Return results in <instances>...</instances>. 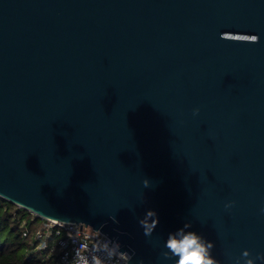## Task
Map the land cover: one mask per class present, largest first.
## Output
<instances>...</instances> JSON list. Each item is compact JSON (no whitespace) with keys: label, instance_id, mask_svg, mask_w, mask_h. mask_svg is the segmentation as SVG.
Here are the masks:
<instances>
[{"label":"water","instance_id":"1","mask_svg":"<svg viewBox=\"0 0 264 264\" xmlns=\"http://www.w3.org/2000/svg\"><path fill=\"white\" fill-rule=\"evenodd\" d=\"M0 196L129 264L186 222L264 252V0H0Z\"/></svg>","mask_w":264,"mask_h":264},{"label":"clouds","instance_id":"2","mask_svg":"<svg viewBox=\"0 0 264 264\" xmlns=\"http://www.w3.org/2000/svg\"><path fill=\"white\" fill-rule=\"evenodd\" d=\"M200 109L193 110V116L199 115ZM145 188L150 187V181L145 178L143 180ZM235 201H230L224 205L226 210H230L235 206ZM259 213L264 215V207L259 209ZM115 222V217H111ZM159 224V217L156 211L147 210L143 218L139 220V225L143 229V235L151 237L154 230ZM193 224L186 222L180 228L173 232H169L164 242V249L161 253L163 262L172 261L173 264H221L212 252L215 247L213 241L206 239L203 235L192 229ZM228 264H264V252L256 253L244 249L239 256L233 255L230 251L225 253ZM131 260L132 255L121 250L118 241L106 239L97 242L91 249L89 255L81 256L77 252L76 264H111L115 259Z\"/></svg>","mask_w":264,"mask_h":264},{"label":"trees","instance_id":"3","mask_svg":"<svg viewBox=\"0 0 264 264\" xmlns=\"http://www.w3.org/2000/svg\"><path fill=\"white\" fill-rule=\"evenodd\" d=\"M41 223V217L0 196V264H52L57 255L55 238H48L46 248H36L34 231Z\"/></svg>","mask_w":264,"mask_h":264},{"label":"built area","instance_id":"4","mask_svg":"<svg viewBox=\"0 0 264 264\" xmlns=\"http://www.w3.org/2000/svg\"><path fill=\"white\" fill-rule=\"evenodd\" d=\"M33 214L36 215L35 213ZM41 218L40 227L34 231L35 237L38 238L36 248H46L48 246V238L53 236L57 244V255L52 264H76L77 252L81 256H87L97 242L108 238L111 239L107 234L90 224L82 223L81 226V222ZM54 249L53 246L51 251H54ZM111 264L129 263L126 259L117 258Z\"/></svg>","mask_w":264,"mask_h":264}]
</instances>
